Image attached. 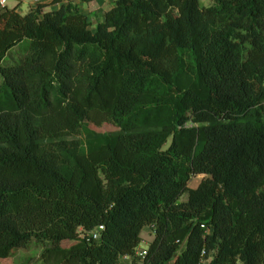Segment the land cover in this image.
I'll use <instances>...</instances> for the list:
<instances>
[{
	"label": "trees",
	"instance_id": "trees-1",
	"mask_svg": "<svg viewBox=\"0 0 264 264\" xmlns=\"http://www.w3.org/2000/svg\"><path fill=\"white\" fill-rule=\"evenodd\" d=\"M55 2L0 11V264H131L146 227V264H264V0Z\"/></svg>",
	"mask_w": 264,
	"mask_h": 264
},
{
	"label": "rangeland",
	"instance_id": "rangeland-1",
	"mask_svg": "<svg viewBox=\"0 0 264 264\" xmlns=\"http://www.w3.org/2000/svg\"><path fill=\"white\" fill-rule=\"evenodd\" d=\"M36 0H8V7L14 8L19 4V11L22 12V14H27L30 11L31 6L35 4ZM208 2V1H207ZM68 4V3H66ZM115 4V0H92L90 3L87 4V16L90 17L91 21V28L94 29L97 24L101 21H103L102 16L104 15L105 11ZM63 5V4H62ZM62 5H58L57 7H61ZM51 8H47L46 10H49ZM19 60V55L16 52V49L14 48L10 54L7 55V57L3 60L2 65L8 66L16 61ZM1 80V76H0ZM89 128L95 131H101V132H107L115 130L113 124L110 123H104L101 126H96L92 123L89 124ZM203 178V175H199L190 182V186L194 187L196 186L199 181ZM187 198V196H184V199ZM142 238L143 241L140 244V247H147L150 245V243L154 240L155 235L153 233V230L149 227H146L142 232ZM71 244V242L67 243L66 245ZM43 249L41 245L37 243H33L28 250L20 249L16 252V254L10 259L11 261H8L10 264H45L41 258L40 255L42 253Z\"/></svg>",
	"mask_w": 264,
	"mask_h": 264
},
{
	"label": "built area",
	"instance_id": "built-area-1",
	"mask_svg": "<svg viewBox=\"0 0 264 264\" xmlns=\"http://www.w3.org/2000/svg\"><path fill=\"white\" fill-rule=\"evenodd\" d=\"M44 0H36L35 4L42 3ZM54 1V0H53ZM71 2V0H57L56 5H62ZM8 7L7 3L0 5V11ZM103 225L99 226L98 229L92 232L93 238L98 240L101 235V231L104 230ZM149 255V245L147 247H139L135 253V260L133 261L130 257H124L126 262L130 261L131 264H146L147 257Z\"/></svg>",
	"mask_w": 264,
	"mask_h": 264
},
{
	"label": "crops",
	"instance_id": "crops-1",
	"mask_svg": "<svg viewBox=\"0 0 264 264\" xmlns=\"http://www.w3.org/2000/svg\"><path fill=\"white\" fill-rule=\"evenodd\" d=\"M92 1V0H91ZM51 2H53V0H44L42 3H51ZM71 2L72 3H75L76 5H78L79 6V9H80V11L82 12V13H84V14H86L87 13V4L88 3H90V1H85V0H71ZM35 5V4H34ZM58 5H56L55 3L54 4H51V5H49L47 8H51V9H49V10H52V9H58V8H60V7H57ZM113 6H114V4H113ZM113 6H110L106 11H105V13L107 12V11H109ZM46 8V9H47ZM19 11V10H18ZM20 12V11H19ZM20 13H22V12H20ZM105 13H104V15H105ZM87 15V14H86ZM104 15L102 16V19L104 20ZM90 18V17H89ZM149 229H150V227H149Z\"/></svg>",
	"mask_w": 264,
	"mask_h": 264
},
{
	"label": "clouds",
	"instance_id": "clouds-1",
	"mask_svg": "<svg viewBox=\"0 0 264 264\" xmlns=\"http://www.w3.org/2000/svg\"><path fill=\"white\" fill-rule=\"evenodd\" d=\"M8 3V0H0V5Z\"/></svg>",
	"mask_w": 264,
	"mask_h": 264
}]
</instances>
